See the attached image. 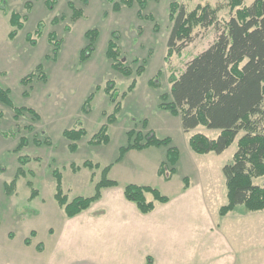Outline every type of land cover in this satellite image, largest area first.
Here are the masks:
<instances>
[{"label":"rangeland","instance_id":"374dc122","mask_svg":"<svg viewBox=\"0 0 264 264\" xmlns=\"http://www.w3.org/2000/svg\"><path fill=\"white\" fill-rule=\"evenodd\" d=\"M6 1L8 9L18 11L28 20L11 39L10 16L0 9V55L10 66L4 74L7 80L2 84L11 89L16 105L33 107L41 119L35 120L24 114L16 121L13 109L0 102V264H116L117 257L125 250L144 245L149 248L150 257L157 258L159 264H264V210L247 211L243 204H238L226 216L219 215L220 207L228 202L223 167L232 161L237 141L219 154H197L190 147V137L195 133L217 137L218 130L199 125L186 132L180 117L160 106V95L170 91V76L180 75L189 61L208 48L218 36L220 26L195 28L192 41L166 61L173 26L169 19L171 0L149 1L146 13L155 16L158 29H155V22L138 18L137 5L115 11L108 0H72L84 10V15L74 20L68 5L71 0H56L50 9L46 0ZM178 1L188 11L199 4L223 5L218 14L222 27L232 14L225 4L227 0ZM254 1L245 0V5ZM27 2L31 4L30 9L26 7ZM39 23L44 28L37 35ZM94 27L101 31L96 49L82 60L80 52L86 45L84 33ZM52 32L59 40L63 39L56 56H53V43L48 41ZM113 32L119 33L118 43L124 59L130 61L134 56L147 59L146 69L136 76L135 89L125 97L122 93L132 78L114 70L106 56L107 43ZM28 33L33 34L36 44L26 40ZM40 63L44 66L42 72L37 68ZM133 67L136 66L133 64ZM33 71L37 75L44 74V79L35 77L24 86L22 78ZM151 80H156L158 86L150 84ZM107 81L116 84L121 109L117 120L109 125V144L91 145L89 140L106 121L104 113L110 115L114 111L115 103L104 90ZM91 93H94L92 109L86 113L83 105ZM74 127H84L88 134L80 141L79 150L70 152L69 141L62 133ZM130 130L142 134L152 131L158 138L170 137L181 153L177 172L171 182L158 178L159 156L165 158L167 154L163 146L130 151L115 165L109 177L119 182L121 190L129 183L126 177L143 178L150 180L147 185L170 198L187 201L197 198L201 203L191 204L189 211L192 222L178 224L175 233L169 231L167 225L157 223L153 233L142 235L140 230L137 234L132 221H127L128 225L120 231L106 217L109 209L103 210L98 205L92 206L88 214L82 212L68 217L55 199L54 170L61 172L69 200L93 195L95 183L101 179V169L82 168L73 172L71 164L80 165L91 160L104 167L114 163L120 147L129 142L127 132ZM6 132L10 136H5ZM23 136L29 145L17 151ZM46 136L51 140L50 144L33 143L34 137L42 141ZM20 155L32 159L24 166L28 172L26 176L19 173L16 176L21 166ZM153 163L155 173L148 170ZM128 168L133 171L129 173ZM184 177L191 184V190L185 193L181 191L185 186ZM14 179V189L10 191L9 184ZM29 180L38 190V196L32 200ZM254 181L263 185L264 176ZM147 197L153 200L152 194ZM94 210L96 212H92ZM171 212L172 206L156 202L150 215L158 221ZM33 230L36 236H31ZM26 238L31 239V245L25 244ZM40 243L44 245L43 251L37 249ZM130 255L122 257L119 264H138L137 257H132L133 253Z\"/></svg>","mask_w":264,"mask_h":264},{"label":"trees","instance_id":"16d2710c","mask_svg":"<svg viewBox=\"0 0 264 264\" xmlns=\"http://www.w3.org/2000/svg\"><path fill=\"white\" fill-rule=\"evenodd\" d=\"M108 1L113 5L115 11H119L123 7L132 8L137 5L138 18L155 22V29H158L155 16L146 13L150 0ZM46 3L50 9L54 7L56 0H46ZM169 4V19L173 26L168 38L166 61L174 53H180L192 41L195 28L199 26L203 28L220 27L218 36L208 48L189 61L180 75L172 74L170 76V91L160 95V106L175 116H179L181 125L186 132L199 125L218 130L217 137H211L205 133H195L190 137V147L197 154L210 152L219 154L235 140L237 141V150L232 161L223 167L228 202L220 207L219 215L226 216L238 204H243L247 211L264 210V184L259 185L254 181L256 178L264 176V0H255L251 5H245V0H227L225 4L232 14L225 21L223 27L220 25L218 17L223 5L214 7L210 4H199L193 10L188 11L178 0H171ZM68 5L72 10L74 20L84 15V10L78 8L74 1H69ZM30 6L31 4L27 2L26 7L30 9ZM0 9L10 16L9 37L13 39L24 28L28 17L16 10L8 9L6 0L0 1ZM43 26L42 23H39L35 34L42 33ZM100 33L101 31L96 27L90 28L84 33L86 45L80 52L82 60L91 56L96 49ZM118 39L119 33L113 32L107 43L106 56L111 61L114 70L125 77L132 78L127 90L122 93V97H125L128 92L135 89L136 76L141 75L146 69L147 59L137 56H134L130 61L124 59ZM26 40L31 44H36L32 33L26 35ZM48 41L53 43V56H56L63 39L59 40L52 32L48 35ZM133 64L136 66L135 68ZM37 68L42 72L43 63L38 64ZM35 77L44 79L45 75H37L33 71L24 76L21 83L28 86ZM150 84L158 86L156 80H151ZM115 89L116 84L113 81H107L104 90L115 103L114 111L110 115L104 113L106 121L89 140L91 145L100 146L110 142L109 125L117 120V114L121 109L120 95L115 92ZM24 94L27 95L26 92ZM93 98L94 93H91L85 100L84 112H91ZM0 102L13 109L16 121H19L24 114H29L35 120L41 119L40 114L33 107L16 105L11 89L1 84ZM0 116H2L1 113ZM29 129L33 130L34 128L29 126ZM62 134L69 141V151L77 152L80 141L87 136L88 132L84 127H74L65 129ZM127 134L129 142L120 147L117 161L132 149L143 150L152 146H164L167 148L166 160L161 163L158 174L166 180H170L176 173V165L181 157L179 149L173 146L172 139L170 137L158 138L152 131L142 134L141 131L136 133L134 130H130ZM4 135L10 136L7 132ZM50 142L48 136L42 141L38 137L33 139L35 145L50 144ZM27 145H29V141L23 136L20 138L16 150L19 151ZM18 160L21 166L18 168L16 176L18 173L26 176L28 172L24 166L32 159L27 155H20ZM71 168L73 172H79L82 168L101 169V179L95 183L93 195L77 196L69 200L63 187L61 172L53 171L56 179L54 196L68 217H75L89 209L94 202L102 197L105 188L115 187L119 184L118 181L109 177L112 164L102 167L98 162L85 160L80 165L72 163ZM31 172L30 174H32ZM94 180L95 175L93 174L92 181ZM15 181L14 179L13 182H10V191L14 189ZM184 181L185 188H187L189 186L188 178L185 177ZM28 185L31 188L32 200L38 196V190L34 187L32 180L28 181ZM123 191L125 198L134 202L143 214L153 212L156 202L168 203L171 200L169 196L149 185L128 183L124 186ZM147 194H152L153 200H149ZM31 236H36L35 230L31 232ZM25 244L31 245V239L26 238ZM43 246L40 243L37 249L43 251ZM146 264H151L150 258Z\"/></svg>","mask_w":264,"mask_h":264},{"label":"crops","instance_id":"0c3cea01","mask_svg":"<svg viewBox=\"0 0 264 264\" xmlns=\"http://www.w3.org/2000/svg\"><path fill=\"white\" fill-rule=\"evenodd\" d=\"M3 57L4 56L0 55V84L1 85H3L2 84L3 80L4 81L7 80L6 77L4 76V74L7 71V69H9L8 67H10L4 60H1ZM20 66H22L21 62H19V67ZM5 87H8V86H5ZM152 147H154V146H152ZM161 147H163V146H161ZM146 149H148V148H145L143 150H138V151H144ZM133 150L136 151L137 149H132L130 151H133ZM130 151H128L125 154V156L127 154H129ZM166 151H167V148H166ZM125 156L122 159H120L119 161H117V159H116V161L114 163H110V164H112V169L115 167V165H118V163H121L123 161V159L125 158ZM165 160H166V157L163 158L162 155L159 156V163H160L159 167H160L161 163L164 162ZM180 160H181V157H180L179 162L177 164H180ZM107 165H109V164L107 163ZM159 167H158V170H159ZM112 169L110 171V174H112ZM129 169H131V168H128V172L131 173L133 170H129ZM136 170H138V168H136ZM148 170H152L155 173V171H156L155 164L153 163V165ZM176 172H177V168H176ZM126 178L128 179L127 181H129V183H135V184H139V185H147L150 181L148 179H143V178H141V179L140 178H133V177H129V178L126 177ZM153 178H155V177H153ZM158 178L164 179V177L159 175V174H158ZM166 181L171 182L172 178L170 180H166ZM190 185L191 184L189 183V186L187 188H185V186L183 185L181 191H183V193H185V192L191 190ZM120 187H121L120 184H118V186H115V187L105 188L103 190L102 197L98 201L94 202L92 205L93 207L98 205L99 207H101V209H103V210L106 209L107 211L109 209V211H108L109 214H107L106 217L109 218L113 224L117 225L118 229L120 231H121L122 227L128 225L127 221H130V222L132 221V223L134 225H136V228H134V231L137 234L139 233L140 230H142V232H141L142 235H147V233L148 234L153 233L155 224H157V223L167 225L168 230L173 231V233H175L179 227V226H177L178 224L184 225V224L192 222V219L189 216L191 204L196 205L197 203H201L200 201H198L197 198L191 199L189 201H187L186 199L177 200L175 197L171 198V200L168 203H164V204L166 207L172 206V212L170 213V215L168 217H162V218H159L158 221H156L155 217H153V215H150V213L147 215L146 214L145 215H139L140 213L137 212V210H138L137 206L134 205V202H131L125 198L124 191H123L124 189L121 190V189H119ZM195 190H197V189H194L193 191H195ZM108 203H113V204H108ZM92 206L83 212H85V214H88L90 212ZM112 210H113V213H110ZM92 212H96V211L94 210ZM183 228L187 231V228H185V227H183ZM172 239H173V235H172ZM128 250H125L123 255L117 257L118 259H117L116 264H119V261L122 257L129 256L131 253H133L132 257H134V258L137 257L138 264H146L148 262L149 258L151 259V264H159L157 261V258L150 257L152 254L150 253V250L146 245H144L143 247L140 246V247H135L133 249H128ZM134 253H136L137 256H134L135 255ZM139 256L141 258H139ZM134 261H135V259H134Z\"/></svg>","mask_w":264,"mask_h":264}]
</instances>
